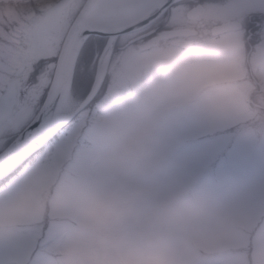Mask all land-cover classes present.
<instances>
[{"label": "rangeland", "instance_id": "374dc122", "mask_svg": "<svg viewBox=\"0 0 264 264\" xmlns=\"http://www.w3.org/2000/svg\"><path fill=\"white\" fill-rule=\"evenodd\" d=\"M0 23L24 27L25 8L0 6ZM243 58L198 56L94 126L79 115L65 150L0 184V252L26 246L32 264H264V102L247 96L264 84L246 89L257 73ZM202 138L232 148L226 173L193 162ZM127 247L141 258L119 257Z\"/></svg>", "mask_w": 264, "mask_h": 264}, {"label": "snow or ice", "instance_id": "6c2138e0", "mask_svg": "<svg viewBox=\"0 0 264 264\" xmlns=\"http://www.w3.org/2000/svg\"><path fill=\"white\" fill-rule=\"evenodd\" d=\"M171 6L168 0L137 24L117 27L149 7L147 0H28L24 27L0 23V172L6 179L37 157L69 146L80 115L72 104L92 93L94 63L111 41L161 13L167 16ZM251 6L248 27L255 42L264 38V0ZM189 150L208 175H222L234 163L232 148L211 138ZM32 252L9 248L0 252V264H32Z\"/></svg>", "mask_w": 264, "mask_h": 264}, {"label": "flooded vegetation", "instance_id": "af4514ba", "mask_svg": "<svg viewBox=\"0 0 264 264\" xmlns=\"http://www.w3.org/2000/svg\"><path fill=\"white\" fill-rule=\"evenodd\" d=\"M253 3L254 0H177L166 10L167 16L163 13L143 29L122 36L118 42L114 39L102 71L99 74L96 71L98 82L94 86L99 84V88L95 97L99 98L93 102L95 97H92L87 104L92 106L88 108L82 107L84 100L79 101L80 121L85 127L94 126L97 118L112 108L136 103L144 91L177 76L180 64L190 65L198 56L219 55L225 50L243 59L249 58L247 66L256 68L257 77L248 78L247 90L264 84V77L259 75L264 62V38L253 42L248 27L255 11ZM99 62L100 58L98 65ZM232 82L237 80L218 81L220 84ZM247 96L264 102V94ZM125 249L129 256L123 255ZM125 249L119 251L123 253L119 257L141 258L139 253Z\"/></svg>", "mask_w": 264, "mask_h": 264}, {"label": "water", "instance_id": "95a60500", "mask_svg": "<svg viewBox=\"0 0 264 264\" xmlns=\"http://www.w3.org/2000/svg\"><path fill=\"white\" fill-rule=\"evenodd\" d=\"M176 1H177V0H172V4H173L174 2H176ZM167 2H168V0H156L155 4L152 6V8L148 9L146 12H144V13L141 14V15H139L136 19L132 20V22H131V21H129V22H125V23H122V24L117 25V27H128L129 25H135V24H137L139 21L144 20L148 15H150L151 12H152L153 10H155V8H157V7L163 5L164 3H167ZM166 10H167V9H166ZM166 10H165V11H166ZM162 14H163V13H161V15H162ZM161 15H160V16H161ZM160 16H159V17H160ZM157 18H158V17H157ZM157 18H156V19H157ZM156 19H155V20H156ZM155 20H152V21H155ZM152 21H151L150 23H152ZM150 23L144 24V26H142V27H136L133 31H130V32H128V33L137 32V31L143 29L144 27H146V26H147L148 24H150ZM167 34H168V35H172L173 32H168ZM109 44H110V43H109ZM98 88H99V84L93 88L92 93L89 95L88 99L85 100V103H83L82 107H85V105H87V104L91 101L92 97H95V94H96ZM6 175H7L6 173L0 172V183H1L3 180L6 179Z\"/></svg>", "mask_w": 264, "mask_h": 264}, {"label": "clouds", "instance_id": "9594fccd", "mask_svg": "<svg viewBox=\"0 0 264 264\" xmlns=\"http://www.w3.org/2000/svg\"><path fill=\"white\" fill-rule=\"evenodd\" d=\"M84 213L87 217L95 218L97 214V205L95 202H88L84 207Z\"/></svg>", "mask_w": 264, "mask_h": 264}, {"label": "trees", "instance_id": "16d2710c", "mask_svg": "<svg viewBox=\"0 0 264 264\" xmlns=\"http://www.w3.org/2000/svg\"><path fill=\"white\" fill-rule=\"evenodd\" d=\"M28 4V0H20V1H13V0H7V1H0V6H13L16 8H26Z\"/></svg>", "mask_w": 264, "mask_h": 264}, {"label": "bare ground", "instance_id": "6f19581e", "mask_svg": "<svg viewBox=\"0 0 264 264\" xmlns=\"http://www.w3.org/2000/svg\"><path fill=\"white\" fill-rule=\"evenodd\" d=\"M153 1H155V0H147L148 5L151 4V2H153ZM147 9H148V8H146L144 11H142V12L139 13V14H133V15H132L129 19H127L125 22H129V21L132 22V20L136 19L139 15L143 14L144 12H146ZM125 22H123V23H125ZM121 24H122V23H121Z\"/></svg>", "mask_w": 264, "mask_h": 264}]
</instances>
